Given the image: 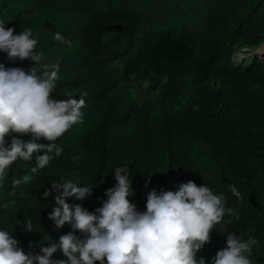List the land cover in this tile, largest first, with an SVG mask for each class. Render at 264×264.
Wrapping results in <instances>:
<instances>
[{"label": "trees", "instance_id": "trees-1", "mask_svg": "<svg viewBox=\"0 0 264 264\" xmlns=\"http://www.w3.org/2000/svg\"><path fill=\"white\" fill-rule=\"evenodd\" d=\"M0 22L16 35L31 28L35 52L43 54L40 64L59 65L53 98L79 100L87 93L82 122L56 141L64 149L60 157L32 173L36 157L45 154L35 152L0 178V230L11 232L26 254H40L39 245L72 231L68 223L57 228L49 219L57 193L53 189L47 198L44 193L54 181L92 187L85 199L66 200L95 213L117 184L115 169L122 167L133 189L128 199L140 212L152 190L178 191L188 181L223 194L235 215H225L197 258L212 264L234 232L258 241L250 260L264 264V60L254 59L253 68L240 67L235 76L218 66L222 51L262 43L264 0H0ZM115 23L123 29L107 32ZM151 24L162 31L149 29ZM56 32L71 46L56 41ZM209 61L212 68H202ZM0 63L25 71L40 67L30 59L9 60L4 52ZM183 64L201 69L187 71ZM200 84L204 89L195 110L188 100L161 99L163 104L150 92L156 85L161 94L178 88L186 95ZM11 139L6 137V146ZM24 175L30 182L14 187L12 180ZM232 185L240 198L231 194ZM28 218L32 232L23 227ZM52 259L66 257L58 251Z\"/></svg>", "mask_w": 264, "mask_h": 264}, {"label": "clouds", "instance_id": "clouds-1", "mask_svg": "<svg viewBox=\"0 0 264 264\" xmlns=\"http://www.w3.org/2000/svg\"><path fill=\"white\" fill-rule=\"evenodd\" d=\"M154 25L151 24L149 29L162 31ZM114 26L121 29H112ZM122 29L120 23L106 27L110 33ZM150 32L153 31L145 33ZM14 33V28H6L5 23L0 22V52L7 53L9 60L30 59L40 67L33 66L25 71L17 67L6 68L0 63V178L18 159L32 160L35 152L43 150L45 154L36 157L32 173L60 157L64 149L57 146L56 141L72 125L82 122L81 109L86 105L84 96L87 95L82 94L79 100L53 98L59 65L40 64L43 54L35 52L38 41L33 38L31 28H24L18 35ZM54 39L71 46V41L65 40L59 32L55 33ZM222 53L218 63L220 71L235 76L240 67L243 70L253 68L251 62L254 59L264 60V40L257 47L237 45L227 54ZM212 63L209 61L202 68L213 66ZM173 64H176L175 60ZM182 66L187 71L201 69L200 66ZM208 83L219 87L210 80ZM153 87L150 92L157 95L161 103L162 100L176 104L188 100L192 110L201 104L199 99L204 89L200 84L183 95L178 88H165L161 94L158 92L161 87ZM23 135H30L31 139L19 138ZM9 136H12L11 143L6 146ZM41 139L49 143H37ZM115 179L116 186L106 191L107 200L95 213L82 205L73 207L66 200L67 197L83 200L92 194V187L78 186L65 178L54 181L52 189L44 193L46 198L52 195L53 189L57 193L49 219L57 228L68 223L72 231L62 234L58 242L49 246L39 245L40 254L33 255L25 253L11 232L0 230V264H96L97 261L105 264V260L107 264H207L204 258H197V253L210 243L212 230L222 223L225 215H235L231 207H226L223 194H215L209 186H198L193 181L179 184L178 191L157 193L152 190L147 195L146 211L140 212L128 199L133 189L127 170L117 167ZM30 180L29 175H24L22 179L14 178L12 184L15 187L28 184ZM230 191L234 197H241L235 185L230 186ZM23 227L28 232L34 231L32 219L28 218ZM77 230L81 237L75 234ZM257 243L252 237L244 240L236 233H230L227 246L216 253L212 264H252L250 256ZM58 251L66 259H52Z\"/></svg>", "mask_w": 264, "mask_h": 264}, {"label": "water", "instance_id": "water-1", "mask_svg": "<svg viewBox=\"0 0 264 264\" xmlns=\"http://www.w3.org/2000/svg\"><path fill=\"white\" fill-rule=\"evenodd\" d=\"M109 28H111V26H109L108 29H109ZM116 28H118V29H116ZM112 29L120 30L121 27L114 26Z\"/></svg>", "mask_w": 264, "mask_h": 264}]
</instances>
